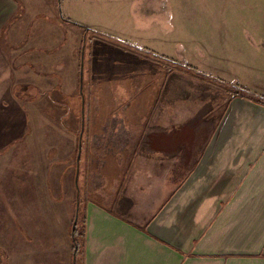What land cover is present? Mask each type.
Here are the masks:
<instances>
[{
    "label": "rangeland",
    "instance_id": "1",
    "mask_svg": "<svg viewBox=\"0 0 264 264\" xmlns=\"http://www.w3.org/2000/svg\"><path fill=\"white\" fill-rule=\"evenodd\" d=\"M46 1V16L5 18L0 30L18 46L0 56V264H80L72 232L84 234L86 204L121 192L140 147L129 141L154 134L97 128L107 97L96 69L141 59V73L157 70L147 104L177 81L202 80L229 100L264 95V0Z\"/></svg>",
    "mask_w": 264,
    "mask_h": 264
},
{
    "label": "crops",
    "instance_id": "2",
    "mask_svg": "<svg viewBox=\"0 0 264 264\" xmlns=\"http://www.w3.org/2000/svg\"><path fill=\"white\" fill-rule=\"evenodd\" d=\"M50 8L46 0H0V30L5 18L46 16ZM4 47L18 48L0 36V56ZM122 64L107 65L105 74L96 69L95 86L105 75L107 97L94 110L107 113L97 128L154 134L129 141L140 147L121 192L86 204L79 263L264 264V106L239 90L229 100L200 78L177 81L170 104L166 91L161 103L147 104V80L154 83L157 70L148 78L133 56ZM4 75L2 68L1 84Z\"/></svg>",
    "mask_w": 264,
    "mask_h": 264
},
{
    "label": "trees",
    "instance_id": "3",
    "mask_svg": "<svg viewBox=\"0 0 264 264\" xmlns=\"http://www.w3.org/2000/svg\"><path fill=\"white\" fill-rule=\"evenodd\" d=\"M206 79V78H205ZM207 81L208 82H210L209 81V79L207 78ZM217 86H219V85H217ZM241 92V95L243 96V97H246V98H249V99H251V100H253V101H255L256 103H260V104H262L263 106H264V98L263 97H258V96H255V95H253V94H251V93H248V92H246V91H240ZM79 206V205H78ZM84 223V222H83ZM75 225V224H74ZM76 226V225H75ZM74 226V228H73V232H72V235L74 236V239L76 238V237H78V236H80V237H82L83 236V232L82 233H79L78 232V230H77V228ZM77 249V247L75 246V247H73L72 248V252H74L75 250ZM75 254V253H74ZM5 264V263H4Z\"/></svg>",
    "mask_w": 264,
    "mask_h": 264
}]
</instances>
